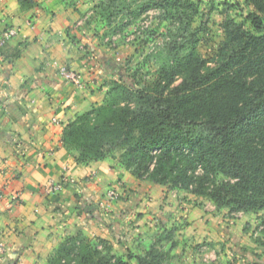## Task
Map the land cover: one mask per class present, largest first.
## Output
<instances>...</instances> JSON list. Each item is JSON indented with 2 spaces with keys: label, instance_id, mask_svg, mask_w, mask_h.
Wrapping results in <instances>:
<instances>
[{
  "label": "trees",
  "instance_id": "obj_1",
  "mask_svg": "<svg viewBox=\"0 0 264 264\" xmlns=\"http://www.w3.org/2000/svg\"><path fill=\"white\" fill-rule=\"evenodd\" d=\"M245 3L252 10L243 22L224 14L223 40L209 64L197 48L205 23L196 2L102 0L98 13L113 31L151 9L172 29L151 55L157 80L143 85L123 62L109 64L116 71L103 101L65 126L62 144L77 163L119 152L136 179L204 197L218 210L256 215L264 247V0ZM218 176L227 181L217 183ZM171 236L164 232L144 255L124 260L107 239L99 238V247L78 234L61 242L47 264H166L173 244L167 251L160 245Z\"/></svg>",
  "mask_w": 264,
  "mask_h": 264
},
{
  "label": "crops",
  "instance_id": "obj_2",
  "mask_svg": "<svg viewBox=\"0 0 264 264\" xmlns=\"http://www.w3.org/2000/svg\"><path fill=\"white\" fill-rule=\"evenodd\" d=\"M31 1L21 9L18 0H0V33L19 31L0 49V243L10 258L0 264H47L66 238L107 233L110 219L117 231L135 221L150 240L172 231L173 247L186 250L212 240L220 220L213 225L191 193L143 184L112 158L77 163L76 152L63 146L65 126L103 101L119 58L108 56L59 0ZM58 66L75 71L81 84L64 82ZM63 179L62 191L44 192L49 180ZM109 188L122 199L104 201Z\"/></svg>",
  "mask_w": 264,
  "mask_h": 264
},
{
  "label": "rangeland",
  "instance_id": "obj_3",
  "mask_svg": "<svg viewBox=\"0 0 264 264\" xmlns=\"http://www.w3.org/2000/svg\"><path fill=\"white\" fill-rule=\"evenodd\" d=\"M59 1L64 4L65 8L68 7L75 12L78 16L77 22L87 29V33H85H91L90 36L96 38L98 45L108 52V56L119 58V61L127 67L129 74H136L137 81L140 84H151L157 80L155 73L157 64L151 58V55L163 46L168 38V30L172 29L170 21L158 19L159 11L151 9L132 21L128 26L113 31L112 28L115 24L111 28L107 27L104 19L98 13L97 6L102 0ZM192 1L198 4L200 14H202V22L205 23V30L199 34L197 48L201 56L209 64H212L211 62L223 40L221 23L224 14L234 15L238 21L243 22L244 17L252 10V7L246 5V0ZM225 5H228V7ZM120 17L118 16L113 22H118ZM125 21L126 19L123 20V22ZM198 24L199 22L195 23V26L197 27ZM77 26L79 25L77 24ZM245 27L250 29L247 23ZM115 154L112 159L119 163V152ZM196 173L200 174L201 171L197 170ZM136 180L143 182V184L151 183L147 180ZM216 181L222 183L227 180L222 176H218ZM163 187L164 190H172L166 186ZM117 192L119 196L116 200H121L122 194L119 190ZM192 196L197 198L198 203L200 202V205H198L196 200L194 201L200 209L202 207L205 209V214L209 215L213 225H216V222L220 220L221 226L220 223L217 224L216 235L212 240L204 238L199 243L194 242L188 247V250H186L187 245L185 244L183 248L182 243L172 247L166 258V264H264V247L261 244L263 240L262 227L256 215L229 213L227 209L218 210L208 199ZM126 213L127 211L124 210L122 216H125ZM223 215L227 217L226 222L222 219ZM138 216L142 215L138 214ZM113 222V219H110L107 223L109 224L107 233L102 232L99 236H93L89 240L94 245L101 247L98 239L103 236L111 243L113 253L116 256H121L124 260H128L129 254L134 257L144 255L150 247L157 245L161 236L158 234V236L152 238L153 240H150L152 236L143 231L135 230V221L131 220L122 223L120 230L117 231L112 229ZM106 227L105 224V229H107ZM157 227H159V223ZM220 227L222 228L220 229ZM172 244L173 239L171 236L170 240L161 243L160 246L164 251H167ZM130 263H135V260L130 259Z\"/></svg>",
  "mask_w": 264,
  "mask_h": 264
},
{
  "label": "built area",
  "instance_id": "obj_4",
  "mask_svg": "<svg viewBox=\"0 0 264 264\" xmlns=\"http://www.w3.org/2000/svg\"><path fill=\"white\" fill-rule=\"evenodd\" d=\"M18 29L15 27H10L3 30L0 33V49L4 48L6 44L18 35ZM59 77L66 83L79 86L81 84L79 75L68 68L67 66L57 67ZM67 182L66 179L60 181L49 180L44 186V192L46 194L58 193L63 190V185ZM119 196V193L115 189H107L104 194V201H114ZM104 201L99 205L104 207ZM6 256L9 258L8 250L3 243H0V257ZM10 259V258H9Z\"/></svg>",
  "mask_w": 264,
  "mask_h": 264
}]
</instances>
